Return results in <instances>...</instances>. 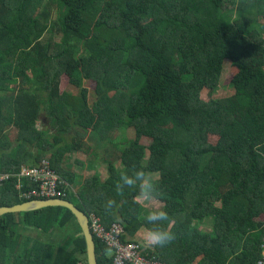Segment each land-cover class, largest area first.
Listing matches in <instances>:
<instances>
[{
  "label": "trees",
  "instance_id": "16d2710c",
  "mask_svg": "<svg viewBox=\"0 0 264 264\" xmlns=\"http://www.w3.org/2000/svg\"><path fill=\"white\" fill-rule=\"evenodd\" d=\"M225 1L0 0V170L12 175L0 185V207L27 201L21 194L38 186L24 178L18 188L17 174L45 160L68 184L61 185L65 199L98 216L106 230L118 224L133 238L151 226L140 215L138 189L121 197L115 184L142 169L162 192L157 201L169 215L163 226L176 234L165 247L146 245L150 257L258 264L264 0H231L230 8ZM226 63L236 69L234 91L215 99ZM62 76L72 92L60 90ZM84 81L95 84L93 101ZM120 132L130 133L124 145L114 142ZM111 146L120 169L107 160ZM96 161L108 173L104 181L89 173ZM73 165L88 174L72 172ZM109 198L120 205L110 215ZM208 217L213 230L202 232L195 222ZM70 224L78 231L69 233ZM95 242L98 264H112L111 249ZM0 264H87L75 216L63 207L3 215Z\"/></svg>",
  "mask_w": 264,
  "mask_h": 264
},
{
  "label": "built area",
  "instance_id": "2783aa9c",
  "mask_svg": "<svg viewBox=\"0 0 264 264\" xmlns=\"http://www.w3.org/2000/svg\"><path fill=\"white\" fill-rule=\"evenodd\" d=\"M38 167H23L17 174L19 177L18 188H21L24 178H28L34 182L38 188L23 192L21 198L30 199H51L59 198L66 195L61 185L68 186L61 178L50 168L47 161L43 160ZM11 173L2 172L0 170V185L11 179ZM90 228L94 237L105 242L113 253L112 264H167L155 257H150L145 252L146 245L141 242L132 240L126 233L125 229L118 224H114L110 230H106L102 225L100 218L94 214L89 216ZM258 264H264L263 258Z\"/></svg>",
  "mask_w": 264,
  "mask_h": 264
},
{
  "label": "rangeland",
  "instance_id": "374dc122",
  "mask_svg": "<svg viewBox=\"0 0 264 264\" xmlns=\"http://www.w3.org/2000/svg\"><path fill=\"white\" fill-rule=\"evenodd\" d=\"M231 0H226L225 1V4L229 5V7L227 8H230L232 5H231ZM252 28H258L257 26H252ZM260 29V28H259ZM261 30V35L264 36V29H260ZM236 73V69H234L230 63H226L225 64V68H224V71L222 73V77H221V81H220V86L218 87V89L216 90V92L213 94V98L217 99V98H224L226 96H230L232 93H233V88L231 86V80L233 78V76L235 75ZM84 87L87 88V90L89 91V101H93V89H94V82L92 81H84L83 83ZM60 90L63 91V90H67L69 92H72L71 91V86L68 84V80L65 76H62L61 78V81H60ZM203 99H207L209 98L208 96V92L207 91H204L203 94ZM130 133L129 132H120L118 135H116V138L114 140L115 143H120L122 145L125 144V138L129 137ZM213 140H215V138H212ZM149 139L147 138H142L140 140V143L144 146H147L149 144ZM120 149H122L120 147ZM33 151V150H32ZM109 154H108V157H107V160L110 161V162H114V167L116 169H120V163L119 161H116L115 158V155H118V151L114 148H112V146L109 148ZM33 154H36L35 151H33ZM76 159L80 160V161H83L85 159V155L83 154H79L76 156ZM146 161V158L144 160V163ZM42 163H37L36 165H40ZM93 168L92 170H89V173L91 174H94V175H97L100 180L104 181L107 177H108V173L104 167V165L98 163L97 161L94 162L93 164ZM71 171L74 172V173H78V174H88V171L87 169L84 167H79L77 165H73L71 167ZM72 194L74 195L75 194V190L72 188ZM75 197V195H74ZM75 200H76V197H75ZM73 201V200H72ZM137 201H139L140 203V215L141 216H146L147 212L152 210L153 208H162L163 206V203H161L160 201H157V200H154L152 202H143V201H140L139 198H137ZM259 220L260 221H264V215L259 217ZM195 225H197L199 227V229L202 231V232H212L213 228H212V221H211V218L208 217L206 219H204L203 221H200V222H195ZM67 231L69 233H73L74 230H76V232L78 231V227H76L74 224H70V226H68L67 228ZM142 229V231H140ZM139 230L140 235H138V233L135 235V236H144V233H145V230L146 228H141ZM59 231L61 232L59 236H62V235H65L66 232H63L65 230H60ZM29 233L26 231L25 232V235H28ZM144 245H146L144 243ZM111 253V252H109ZM112 254V253H111ZM181 256L184 257L185 260H189V257H190V252H187V251H181L180 252ZM198 261V260H197ZM197 261L193 264H196Z\"/></svg>",
  "mask_w": 264,
  "mask_h": 264
},
{
  "label": "clouds",
  "instance_id": "9594fccd",
  "mask_svg": "<svg viewBox=\"0 0 264 264\" xmlns=\"http://www.w3.org/2000/svg\"><path fill=\"white\" fill-rule=\"evenodd\" d=\"M128 189H138V198L145 203L157 200L162 195V192L158 189L157 183L142 169L133 170L131 174H121L119 180L115 184L116 194L122 197ZM65 197L66 195L59 197V199H65ZM119 207L120 205L113 198L107 199L104 205L105 212L109 215L112 214L113 210ZM88 216L90 215L88 214ZM144 219L151 226L145 230L143 236V241L147 246L165 247L174 242L176 234L163 226L165 221H169V215L163 208H153L147 212ZM130 238L139 242L132 237Z\"/></svg>",
  "mask_w": 264,
  "mask_h": 264
},
{
  "label": "water",
  "instance_id": "95a60500",
  "mask_svg": "<svg viewBox=\"0 0 264 264\" xmlns=\"http://www.w3.org/2000/svg\"><path fill=\"white\" fill-rule=\"evenodd\" d=\"M48 207L67 208L75 216L86 243L87 264H98L96 242L90 228V219L86 212L77 207L75 202L67 199H33L14 206L0 207V217L9 213H27Z\"/></svg>",
  "mask_w": 264,
  "mask_h": 264
},
{
  "label": "crops",
  "instance_id": "0c3cea01",
  "mask_svg": "<svg viewBox=\"0 0 264 264\" xmlns=\"http://www.w3.org/2000/svg\"><path fill=\"white\" fill-rule=\"evenodd\" d=\"M72 169V168H71ZM21 231L23 232V234L25 235V232L27 231L29 234L26 235V236H32V237H40L38 236L36 230H33V229H30V228H25V227H21L20 228ZM142 231V229L140 230ZM139 232V231H138ZM141 232L138 233V235H140ZM133 239L135 240H138L139 242L143 243L144 244V241H143V236H134Z\"/></svg>",
  "mask_w": 264,
  "mask_h": 264
}]
</instances>
